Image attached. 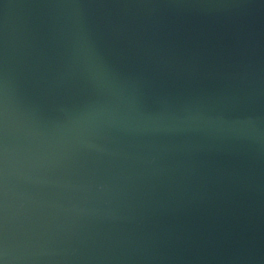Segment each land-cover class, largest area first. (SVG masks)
<instances>
[{"label":"water","instance_id":"1","mask_svg":"<svg viewBox=\"0 0 264 264\" xmlns=\"http://www.w3.org/2000/svg\"><path fill=\"white\" fill-rule=\"evenodd\" d=\"M0 264H264V0H0Z\"/></svg>","mask_w":264,"mask_h":264}]
</instances>
